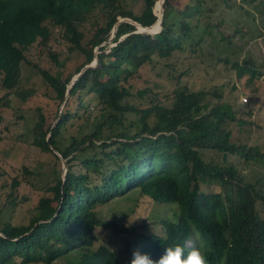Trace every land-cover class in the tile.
<instances>
[{
  "label": "trees",
  "instance_id": "1",
  "mask_svg": "<svg viewBox=\"0 0 264 264\" xmlns=\"http://www.w3.org/2000/svg\"><path fill=\"white\" fill-rule=\"evenodd\" d=\"M155 1L143 0L134 12L125 0H0L4 88L19 91L25 51L36 40L47 42V22L63 28L72 42L70 57L83 55L73 71H65L54 53L59 66L54 73L37 67L55 91L58 109L51 122L40 109L31 128L32 141L59 163L64 159L65 174L63 178L61 165L54 169L48 193L39 197L27 223L0 222V264H60V258L62 264H128L137 249L159 258L169 245L180 243L188 250L202 241L213 249L211 264H264V172H252L254 165H248V171L237 166L251 159L261 167L264 149L232 139V122L244 123L236 115L243 102L231 98L210 104L206 91L185 87L173 89L168 105L155 94L148 106L130 102L129 80L141 66L174 51L195 54L183 44L193 4L171 8L170 0H164L159 23L154 22L160 13L159 1L157 15L153 11ZM193 10L198 14L199 8ZM90 13L94 30L85 36L79 24ZM119 17L143 26L154 22V27L140 30L128 20L117 23ZM85 38L86 45L81 42ZM201 41L199 37L197 44ZM94 58L97 64L87 66L70 83ZM232 64L237 76L246 75L247 81L261 73L251 61L243 67ZM186 69L166 74L179 82ZM152 115L155 119L150 121ZM76 123V130L68 133ZM205 150L214 157L205 159ZM224 151L227 157L222 160ZM17 184L13 178L11 186ZM132 191L137 199L174 208L172 217L152 222L159 224V231H150L146 221L127 224L116 212L104 217L95 210ZM111 238H120L123 249L109 246Z\"/></svg>",
  "mask_w": 264,
  "mask_h": 264
},
{
  "label": "rangeland",
  "instance_id": "2",
  "mask_svg": "<svg viewBox=\"0 0 264 264\" xmlns=\"http://www.w3.org/2000/svg\"><path fill=\"white\" fill-rule=\"evenodd\" d=\"M157 1L160 3L161 0L154 3L156 15ZM125 2L134 12H138L143 4V0ZM187 3L193 4L194 8L190 10L191 23L188 21L187 37L183 38V44L195 54L174 51L169 57L156 56L151 63L141 66L129 80L133 85L130 102L148 106L149 97L155 94L161 103L168 105L173 99V89L182 87L206 91L205 97L210 104L232 98L243 102V110L238 109L236 115L244 120L242 124L232 122V139L247 141L264 149V0H170L171 8L185 7ZM161 6L162 11L163 2ZM195 8H199L198 14L197 10H193ZM47 24L51 30L47 42L36 40L25 51L17 88L19 91L4 88L0 80V222L10 220L13 223H27L35 212L39 197L48 193L46 186L53 182L54 169L62 166V162L59 163L50 151L42 150L32 141L31 128L40 109L47 115V122L56 120L54 114L58 109L55 91L44 82L37 67L54 73L59 68L52 57L54 53L65 71H73L82 62L83 55L70 57L72 42L63 34V28L49 22ZM93 26L92 13L79 24L85 36L91 34ZM199 37H202V41L197 44ZM86 40L81 41L82 44L86 45ZM97 51L95 47L94 52ZM233 61L239 62L242 67L251 61L261 73L255 74L252 81H247L246 75L237 76ZM185 67L187 69L182 72L179 82L166 74L169 71L177 73ZM142 88H148L149 91L144 95L136 93L137 89ZM214 91L221 94L220 97ZM88 98L89 95H86ZM61 108L62 104L59 105ZM247 110L250 112L247 113ZM154 119L153 115L149 117L150 121ZM78 123L70 127L68 133L74 132ZM68 133L62 130V135L67 136ZM205 152V159L214 157L209 150ZM248 165H254L252 172H264V164L255 166L251 159L237 163L244 171L249 170ZM13 178L18 180L16 186H11ZM205 184L203 187L208 189ZM137 198L138 193L132 191L96 205L95 210L104 217L116 212L127 224L146 221L150 231L156 232L160 230L159 224L152 222L172 217L174 208L171 205H157ZM108 244L114 249H123L120 238H111ZM57 262L62 264L64 259L60 258Z\"/></svg>",
  "mask_w": 264,
  "mask_h": 264
},
{
  "label": "clouds",
  "instance_id": "3",
  "mask_svg": "<svg viewBox=\"0 0 264 264\" xmlns=\"http://www.w3.org/2000/svg\"><path fill=\"white\" fill-rule=\"evenodd\" d=\"M188 244L191 242L188 241ZM212 252L211 245L203 241L188 250L184 245L176 243L166 247L159 258H153L151 254L137 249L128 264H211Z\"/></svg>",
  "mask_w": 264,
  "mask_h": 264
},
{
  "label": "water",
  "instance_id": "4",
  "mask_svg": "<svg viewBox=\"0 0 264 264\" xmlns=\"http://www.w3.org/2000/svg\"><path fill=\"white\" fill-rule=\"evenodd\" d=\"M161 2H163V0H161ZM162 7V6H161ZM161 9V8H160ZM161 15H162V11L160 10V13H159V15H157V18H156V20L154 21V22H156L157 20H158V22L159 23H161ZM121 20H128V21H131L132 23H134V24H136V26L138 27V25H140L141 27H148V26H150V25H152V24H150V25H148V26H143V25H141L139 22H137V21H134V20H132L131 18H128V17H124V18H120V19H118V21H117V23L119 22V21H121ZM116 23V24H117ZM116 24L114 25V27H113V29H112V35H111V37L114 35V31H115V29H116ZM137 31H140L139 29H137ZM155 32V31H154ZM97 64V58H94V60H92L90 63H87V64H85L83 67H81V69H80V71L78 72V73H76L73 77H72V79H71V81H70V83H73L75 80H76V78L78 77V75L87 67V66H95ZM69 86H70V84H69ZM68 92H69V90L67 89V91H66V93H65V97L68 95ZM63 103V102H62ZM54 151L55 152H57V150L56 149H54ZM58 153V152H57ZM225 156H226V151H224V152H222V159H225ZM65 167H66V164H65V160L64 159H62V168H63V170H62V175H63V178H64V174H65Z\"/></svg>",
  "mask_w": 264,
  "mask_h": 264
},
{
  "label": "bare ground",
  "instance_id": "5",
  "mask_svg": "<svg viewBox=\"0 0 264 264\" xmlns=\"http://www.w3.org/2000/svg\"><path fill=\"white\" fill-rule=\"evenodd\" d=\"M161 3H162V2L159 3L160 8H161ZM153 27H154V24L151 25V26H149V27H141L140 25H138V28H139L140 30H149V29H151V28H153Z\"/></svg>",
  "mask_w": 264,
  "mask_h": 264
},
{
  "label": "built area",
  "instance_id": "6",
  "mask_svg": "<svg viewBox=\"0 0 264 264\" xmlns=\"http://www.w3.org/2000/svg\"><path fill=\"white\" fill-rule=\"evenodd\" d=\"M243 100H246V98H245V97H243Z\"/></svg>",
  "mask_w": 264,
  "mask_h": 264
}]
</instances>
